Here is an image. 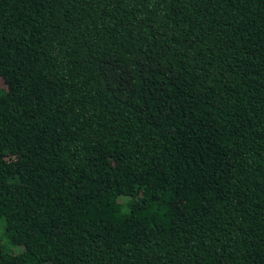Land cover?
<instances>
[{
  "label": "trees",
  "instance_id": "16d2710c",
  "mask_svg": "<svg viewBox=\"0 0 264 264\" xmlns=\"http://www.w3.org/2000/svg\"><path fill=\"white\" fill-rule=\"evenodd\" d=\"M0 264H264V0H0Z\"/></svg>",
  "mask_w": 264,
  "mask_h": 264
}]
</instances>
